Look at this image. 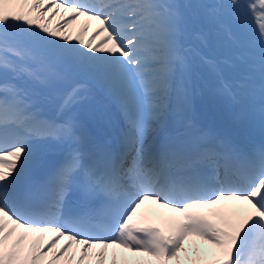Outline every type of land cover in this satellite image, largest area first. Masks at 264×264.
I'll return each mask as SVG.
<instances>
[{"label":"snow or ice","instance_id":"snow-or-ice-1","mask_svg":"<svg viewBox=\"0 0 264 264\" xmlns=\"http://www.w3.org/2000/svg\"><path fill=\"white\" fill-rule=\"evenodd\" d=\"M202 88L264 121V0H0V264H264V144Z\"/></svg>","mask_w":264,"mask_h":264},{"label":"bare ground","instance_id":"bare-ground-1","mask_svg":"<svg viewBox=\"0 0 264 264\" xmlns=\"http://www.w3.org/2000/svg\"><path fill=\"white\" fill-rule=\"evenodd\" d=\"M57 19H59V18L57 17ZM55 22L56 21L54 20L53 23H55ZM78 27H79V23L73 25L70 30L75 31L76 29H78ZM93 27H95V25H93ZM90 29L92 30V28H90ZM203 72H205V71H203ZM229 109H231L230 106H228L224 103L221 105V110L224 111L225 113H228L230 111ZM48 235L50 236L51 234H48ZM46 239H47V237H46ZM61 243H63V242L61 241Z\"/></svg>","mask_w":264,"mask_h":264},{"label":"rangeland","instance_id":"rangeland-1","mask_svg":"<svg viewBox=\"0 0 264 264\" xmlns=\"http://www.w3.org/2000/svg\"><path fill=\"white\" fill-rule=\"evenodd\" d=\"M92 32V30L91 29H89V33H91Z\"/></svg>","mask_w":264,"mask_h":264}]
</instances>
